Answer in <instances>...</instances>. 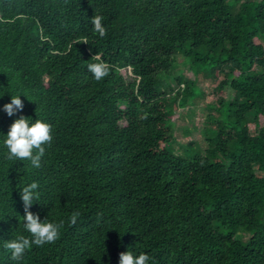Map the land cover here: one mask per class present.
<instances>
[{"label": "trees", "instance_id": "1", "mask_svg": "<svg viewBox=\"0 0 264 264\" xmlns=\"http://www.w3.org/2000/svg\"><path fill=\"white\" fill-rule=\"evenodd\" d=\"M177 56L193 80L174 77ZM97 57L109 65L100 80L87 67ZM220 75L218 91L234 96L218 98L205 149L187 158L172 116ZM18 92L53 139L35 168L7 159L0 134V264H119L129 247L150 264H264V0H0L4 133L20 113L2 105ZM31 180L30 210L65 223L16 261L3 241L28 234L20 189Z\"/></svg>", "mask_w": 264, "mask_h": 264}, {"label": "clouds", "instance_id": "2", "mask_svg": "<svg viewBox=\"0 0 264 264\" xmlns=\"http://www.w3.org/2000/svg\"><path fill=\"white\" fill-rule=\"evenodd\" d=\"M93 29L100 36L106 34L102 14H95L91 17ZM89 71L96 80H100L109 73V65L106 61L96 58L95 62L87 65ZM21 94L11 93V99L2 105L3 110L13 116L20 113L9 125L6 133L2 134V143L7 149L6 157L9 160H28L32 166L39 168L42 165V158L46 153V148L53 139L52 125L43 118L33 119L31 116L22 112L24 101ZM3 94H0L2 96ZM20 197L24 204L25 215L23 216V228L28 234L20 233L14 238L5 239L3 248L10 250V256L16 261H21L27 249L32 245H43L48 242H54L61 234V228L65 221L63 219H49L48 216L41 219L39 212L30 210V206L39 201V181L31 180L25 183L20 189ZM80 216L79 210L71 213L68 223H75ZM119 264H150L151 257L148 252H136L135 248L129 247L126 251L119 253Z\"/></svg>", "mask_w": 264, "mask_h": 264}, {"label": "rangeland", "instance_id": "3", "mask_svg": "<svg viewBox=\"0 0 264 264\" xmlns=\"http://www.w3.org/2000/svg\"><path fill=\"white\" fill-rule=\"evenodd\" d=\"M173 69L175 78H183L189 81L194 79V74L189 68L187 60L181 56H177ZM118 73L125 78L132 76L129 69H120ZM223 77V75H220L217 79L198 81L196 83L197 87H195L196 102L192 103L194 100L193 98L189 106L179 108L172 116L169 125L172 129L174 138L173 148H175V150L178 149L180 154L187 158H191L205 149L202 137L203 133L201 131L205 126L208 115H211V118H221L220 114L215 110V107L219 106L218 98L230 101L234 96V93L230 92L228 88L224 89L222 92L218 91L217 84ZM228 79L230 80L231 78L229 77ZM165 82L167 83V81ZM169 82L175 89L182 87V85L177 86L173 78L169 80ZM121 106L123 107V105ZM207 126L214 127L211 124H207L206 127ZM251 127L252 125H250V128ZM189 143H193L194 145L186 147ZM258 175L260 174L258 173ZM245 238L246 236L243 237V240Z\"/></svg>", "mask_w": 264, "mask_h": 264}]
</instances>
